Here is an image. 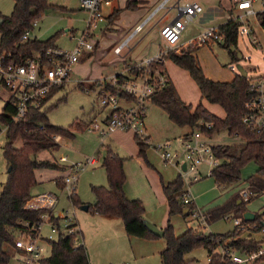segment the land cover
I'll return each instance as SVG.
<instances>
[{
  "label": "rangeland",
  "instance_id": "1",
  "mask_svg": "<svg viewBox=\"0 0 264 264\" xmlns=\"http://www.w3.org/2000/svg\"><path fill=\"white\" fill-rule=\"evenodd\" d=\"M191 1L194 0H185V3ZM14 3V0H0V15L3 17L11 16ZM224 3L229 8L227 19L238 18L240 14L237 12L233 0H224ZM50 5L51 7L42 16L31 34L35 33L40 42H46L58 36L56 42L58 48L62 51H72L75 42L71 41L70 31L74 30L77 33L84 31L86 29L87 14L79 9V0H50ZM255 9L258 13L264 11V8L260 5V0H257ZM219 11L220 13L222 12L221 6ZM174 16L175 11H171L169 17ZM250 22L264 49V30L261 28L257 18H252ZM121 26L118 27L122 29ZM123 26H125V23H123ZM151 29L147 28L135 39L131 40L128 47L119 56L114 53L113 46L111 49H107L110 45L105 47L106 43L104 39L106 37L102 39V33L98 30L94 41H100V50L97 52L96 49L89 60H80L82 62L73 67L71 82L55 94L50 107L43 111H46L49 125L69 130L73 134V138L62 137L63 140L61 144L58 143L59 147L57 149L45 151L38 155L37 159L39 161L57 163L60 169L37 170L36 180L38 183L32 188V194L35 197L51 193L61 198L56 210L61 218H64L67 212H72V214H69V217L74 218L79 223L85 238L83 242L82 240L79 241L78 245H84L87 248L91 264H159L155 256L148 261H141L140 258L145 257L146 254L139 255L138 257L126 233L125 240L121 238L116 239L115 237L112 240H107L105 236L97 234L95 230L92 229L91 231L90 228L96 214L92 211H82L79 206L75 207L69 200V196L60 188L62 187V179L70 174L69 165L85 164L91 158H98V165L88 167L85 171L81 172L76 183V193L82 203L87 205L95 204L96 197L92 191V187H108L107 175L102 168V164L110 151L125 159L124 170L133 195H141V188L138 183L141 167L139 164L140 160L147 167H150V169L162 176L165 182H173L180 178L183 182V192H189L192 199L195 200L194 211H200L208 215L209 212L224 206L226 203L231 202L234 205L232 215L229 213L225 217L212 222L208 221L205 224H201L192 217H186L181 213L172 216L171 225L174 228L176 236H181L189 229L198 230L206 237L211 235L226 236L236 231L235 219L241 216L236 214L237 208H242L245 212L249 210L258 216L264 212V194L259 196L253 194L249 199H246L241 194L243 190L248 191L249 186L247 183L249 178L257 175L258 165L255 162L249 163L242 169L240 183L228 186L217 185L215 178L207 174L211 173L214 168H209L207 164L199 167V171L202 173L201 180L195 181L191 174L183 175L177 167L164 163L154 148L168 142H172L173 147H175L177 140L188 133L185 129L175 126L162 109L151 103L147 104L145 119L147 132L151 137V147L147 150V162L142 158L132 155L137 151V144L132 137L135 135L132 133L113 142L112 139H102L99 134L91 133L85 129L95 119L101 123L108 117L109 111L104 109L99 103V88L103 87L105 82L109 83L112 75L122 72L125 64H131V60L133 62L137 61L136 63L138 64L144 63L155 58L160 50L165 48L166 44L161 38L159 28ZM68 30L69 32H67ZM194 30L195 28L190 25L183 34V42L188 41L191 36L196 35ZM115 32H107L112 42H116V38L120 37H116ZM131 47L133 49H130ZM200 48H188L184 51H190L198 57L204 75L214 82L232 81L236 77V74L239 73L238 66H242L248 72L249 78H255L264 74V54L251 45L247 39L243 41L239 40L238 47L235 50L240 59L238 63H232L228 51L216 43ZM169 54L178 53L177 50H173L169 51ZM114 61L119 64L113 65ZM165 68L171 82L177 88L181 99L191 105L194 111L199 106H202L208 109L212 115L220 119L225 118V111L220 106L213 105L202 97L196 81L186 70L170 60L166 61ZM79 83H82L83 86L80 87ZM100 85L102 86L100 87ZM84 89H88L89 92ZM10 99L11 94L8 91H0V111L10 102ZM6 142V130L2 126L0 127V193L8 181V164L4 157ZM209 144L223 147L227 145H243L244 141L235 136H230L227 130H221L213 134L209 139ZM14 146L17 149H21L23 145L18 140L14 143ZM63 157L67 159L66 164L60 163ZM57 180L60 186L57 185ZM65 224H67L66 221H61L60 233L62 232L66 235ZM119 226L122 227L124 233L122 221L119 222ZM254 226V224H251L250 228L247 227V229L251 230ZM42 235L46 239L51 238L53 242L58 240L59 231L53 232L50 225L46 224ZM243 238H254L262 242L264 241V234L261 232H252V234L244 232ZM155 241H158L157 245H160L162 248L166 247L165 239L160 238ZM263 246L264 242L262 248ZM4 248L11 256L10 264H17L13 248L9 246H5ZM159 250V247L153 249L152 254L158 253ZM135 256L138 259L135 260ZM185 259L186 264H210L208 251L203 247L194 249L186 255ZM254 264H264V253Z\"/></svg>",
  "mask_w": 264,
  "mask_h": 264
},
{
  "label": "trees",
  "instance_id": "2",
  "mask_svg": "<svg viewBox=\"0 0 264 264\" xmlns=\"http://www.w3.org/2000/svg\"><path fill=\"white\" fill-rule=\"evenodd\" d=\"M11 16L0 15V58L4 53L11 54L16 62H23L35 52L49 49H57L55 36L46 42L29 40L22 42L26 31L33 29L36 22H40L42 16L51 7L50 0H14ZM137 4L128 5L127 9H136ZM121 11H115L110 19H114ZM261 28L264 30V11L256 16ZM225 36V44L219 45L226 49L232 63L240 62L235 51L239 43V27L234 20H229L218 26ZM235 48V49H234ZM171 60L179 67L186 70L196 81L201 95L213 105L220 106L225 111V118L220 119L210 113L208 109L199 106L195 111L192 106L185 103L175 86L170 85L151 97L150 103L162 109L169 120L179 127H190L192 130L200 122H207L213 128L207 132L212 137L215 132L227 130L230 136H235L244 141L243 145H227L213 147L214 154L221 160V164L215 168L211 177L215 178L217 185L228 186L240 183L241 171L249 163L258 165L257 175L249 178L248 183L252 193L256 196L264 194V133L258 134L247 127L243 119L247 113L245 104L249 99L248 80L236 74L232 82H214L208 79L200 66L198 58L190 51H182L180 54H168L166 61ZM166 70L165 65H161ZM82 87V85H79ZM46 112V111H45ZM33 111L25 121H14L16 108L11 102L7 103L0 111V124L5 126L7 142L4 146V157L8 164V181L0 193V264H10L11 256L6 252L5 246L14 249L16 232L23 228V224L34 225L41 221V216L47 212L45 209L29 210L27 202L32 197V188L37 184L36 171L39 169H59L57 163L43 162L37 159L38 155L45 151L59 147L56 137L73 138L69 130L56 128L48 124L46 113ZM90 125L86 126L88 130ZM22 142V148L14 146L16 141ZM139 148L138 156L147 160L149 147L140 143L135 136ZM125 159L113 152H109L104 159L102 168L105 170L108 187L93 186L92 191L96 202L89 205V211L96 215L108 216L120 219L123 222L125 232L129 237L146 240H157L159 237L152 234L146 226L145 207L140 200H130L126 197L124 186L126 173L124 170ZM59 186V182L57 180ZM164 193L169 204V220L167 227L163 229L166 247L161 252V264H186V255L196 248L203 247L208 251L210 264H223L220 251L233 249L239 253H255L262 248L263 242L254 238H243L244 232L235 231L226 236H204L198 230L189 229L181 236H176L171 225V217L181 213L191 216L195 204L183 203V182L179 178L171 184L164 185ZM75 207L85 205L77 193L69 197ZM229 202L224 206L214 209L208 214V221L212 222L225 217L234 209ZM188 208V214L184 211ZM245 211L237 208L236 214L243 218ZM52 220L60 225L61 218L53 216ZM264 212L256 215L253 222L256 229L253 233L261 232L264 227ZM249 234H252L249 232ZM75 236H68L62 232L57 241H51L52 254L44 264H90L87 249L84 245H75Z\"/></svg>",
  "mask_w": 264,
  "mask_h": 264
},
{
  "label": "built area",
  "instance_id": "3",
  "mask_svg": "<svg viewBox=\"0 0 264 264\" xmlns=\"http://www.w3.org/2000/svg\"><path fill=\"white\" fill-rule=\"evenodd\" d=\"M116 1L118 0H79L80 9L87 14L86 29L79 34L71 33V40L75 42L72 51L49 49L35 52L31 57L19 63L10 59L11 54L2 55L0 58V91L6 90L11 94L10 102L16 108V115L13 118L15 122L25 121L33 111L43 112L48 109L55 94L71 82L73 67L86 53H91L96 48L94 41L96 32L106 22L105 8L112 6ZM171 1L164 0L125 41L114 49L116 55H121L131 40L143 31L148 22L156 15L165 12V21L159 31L166 44L165 48L160 50L155 58L144 63L125 64L123 72L111 77L109 83H104V86L100 88L98 98L100 105L110 110V113L101 123L94 120L88 128L89 132L99 134L102 139L117 132H130L138 138L140 143L151 147V137L145 123L147 104L150 103L153 95L170 85V78L166 70L161 67L165 65L169 51L177 50L180 54L188 48L202 47L211 43L225 44V36L216 26L206 27L188 41L183 42L184 32L204 12V8L195 1L185 3L178 0L170 9ZM256 2L257 0H233L240 15L231 20H234L239 27L238 39L242 41L247 39L251 45L264 54L261 41L250 22L258 14L255 9ZM260 5L264 8V0H260ZM171 11H175L174 17H169ZM37 25L38 22L34 23L33 29L26 31L22 42L30 40L31 33ZM247 80L249 99L245 104L247 113L243 123L261 134L264 133V74L255 78L248 77ZM79 85L83 86L82 83ZM84 90L89 92L88 89ZM123 101L130 104L123 106ZM2 126L0 124V127ZM212 128L211 123L200 122L190 133L180 137L175 147L172 142H168L154 149L164 163L177 167L183 175L191 174L195 181H199L202 176L199 171L201 165L207 164L209 168L215 169L221 164V160L214 154L213 147L215 146L209 144L211 137L207 135V132ZM58 139L59 137L55 138L56 141ZM60 162L66 164L67 159L63 157ZM97 162V158L94 157L85 164L69 165L70 174L62 179V187H60L62 191L69 197L74 195L80 173L88 167H94ZM212 172L207 174L211 176ZM241 194L246 199L253 195L249 189L248 191L243 190ZM60 199L51 193L37 195L32 199L35 204L30 210L45 209L47 212L41 216L39 223L34 225L25 223L23 228L16 232L14 249L20 256V264H44L45 260L51 257V238H44L42 233L44 226L49 224L53 232L59 231L60 234V225L52 220L54 215L57 216L55 209ZM183 203L185 205L195 204L189 192L184 194ZM69 214L72 212H67L61 221L67 222L65 224L66 235L75 236L74 242L78 245V242L82 240L81 231L76 220L70 218ZM190 217L201 224L208 222V217L200 211L193 210ZM235 225L236 230L242 232L252 233L256 229L255 224L253 229H247V227L250 228L251 223L245 224L241 218L235 219ZM261 233L264 234V227ZM263 253L264 248L255 253L243 254L229 248L220 251L223 264H254Z\"/></svg>",
  "mask_w": 264,
  "mask_h": 264
},
{
  "label": "crops",
  "instance_id": "4",
  "mask_svg": "<svg viewBox=\"0 0 264 264\" xmlns=\"http://www.w3.org/2000/svg\"><path fill=\"white\" fill-rule=\"evenodd\" d=\"M163 1L164 0H128V1L118 0V1L114 2L112 6L106 7L104 10V13L106 16V22L103 24V26L99 30L102 33L101 34L102 39L104 37H106V39H104V42L106 43L105 47L110 45L107 49H111L112 46H113V49H115L117 46H119L120 43L125 41L128 38V36L134 32L136 27L141 25ZM180 1L185 2V0H180ZM188 1H190V0H188ZM194 1L198 2L204 8V12L195 19L194 23L191 24L192 27L195 28V30H194L196 32L195 34H198L200 31H202L206 27H210V26L218 27L221 24H224L230 20V18L227 19L229 8H228V6H225L226 3H224V0H194ZM177 2H178V0H172L169 3V8L172 9ZM132 4H134V5L137 4V6H136L137 8L133 9V10L127 9V6L132 5ZM220 6L222 8L221 13L219 11ZM79 9H80V6H79ZM115 11H121V12H120V14H118V16H116L114 19L111 20L110 17L113 15V13ZM225 16H226V18H225ZM86 19H87V15H86ZM154 21H155V23H153ZM164 21H165V12H162V13L156 15L150 22H148L147 25L144 27L142 32H144L147 28L148 29L152 28L151 30H153L155 28H159V31H160L161 25L164 23ZM123 23H125V26H123ZM118 26H121L122 29L119 28ZM108 31H116L114 33L116 35V37L120 36L119 38H116V42H112V40L110 39L111 37H109L107 35ZM67 32H69V30ZM70 32L72 34H79L74 30H71ZM141 33H139V34H141ZM138 35H136L134 37V39ZM30 39L39 41L38 37L35 36V33L31 34ZM208 45H210V44H208ZM203 47L204 46H202L201 48H203ZM100 48H101L100 41H96L95 50L97 49V52H98L100 50ZM57 49H59L58 46H57ZM130 49H133V47H131ZM95 50L91 53H86L81 58V60L82 61L83 60L84 61L89 60L92 57ZM192 54H193V56H195L194 53H192ZM95 59H96V57H95ZM82 61H80V62H82ZM116 61H117V59H116ZM116 61L113 62V65L119 64V63H116ZM130 62H131V64H137L136 63L137 61L133 62L131 60ZM122 63L125 64L126 62H122ZM123 69H125V67ZM113 76L114 75H112L111 77H113ZM232 81H227V83L232 82ZM100 87H101V85H100ZM122 104H123V106H128L130 103L123 101ZM216 106H218V105H216ZM108 111L110 113V110H108ZM109 113H108V115H109ZM95 120H97V119H95ZM177 127H179V126H177ZM179 128L185 129V131H187V133H190L192 130L190 127H179ZM129 133L130 132H125V133L124 132L123 133L117 132L115 134H112L110 137H108V139H112L113 142H116V141L120 140L121 137L127 136V134H129ZM132 137H133V140L135 141V143L137 144V142L135 140V136H132ZM59 139L60 140L57 143L61 144L63 139H62V137H59ZM138 154H139V148L137 145V151H135L134 154H132V155H134V157H136V156L139 157ZM97 160H98V158H97ZM139 164L141 167H140V175H139L138 183H139L140 188H141V195L140 194H139L140 196L139 195H133V193L130 190V186L128 184V178H127L126 184L124 186L126 197L130 200H140L144 204V207L146 210L145 211V219H147L146 221L154 224L155 226H157L158 228L163 230L164 228L167 227L168 220H169V204H168V199L164 193L163 187H164V185L171 184L174 181L173 182L172 181L165 182L162 176H160L154 170L150 169V167H147L142 161L139 160ZM96 165H98V162ZM59 169H60V166H59ZM64 169H66V168H64ZM126 177H127V174H126ZM247 185L249 186V183H247ZM248 189L251 190L250 187ZM32 197L34 198L33 194H32ZM32 199L29 202H27V204H26V208L29 210L32 209V205L35 204ZM56 209H55V214L59 218H61L60 214L57 212ZM252 213H254V212H252ZM230 214L232 215L233 212H231ZM94 216H95V218L93 219L92 227L90 228L91 231H92V229L95 230L97 232V234H99V235L101 234V235L105 236L107 238V240H112L114 237L116 239L121 238V239L125 240L124 238H126L125 237L126 232L123 233L122 227L119 226V222H121L120 219L112 218V217H108V216H101V215H94ZM206 216L209 217L208 215H206ZM237 219H239V218H237ZM78 227L80 229L79 223H78ZM80 231H81V229H80ZM124 231H125V229H124ZM81 235H82V240L84 241L85 238H84L82 231H81ZM127 237L129 238L130 242L132 243L135 252H137L138 257H139V255L146 254L145 257L140 258L141 261H144V260L148 261L149 259H151L155 256L157 258V260L159 261V264H161L160 254L165 249V247L162 248L160 245H157L158 241L146 240V239H141V238L138 239L136 237H129V236H127ZM157 247H159V249H160L159 252L152 254L153 249H156ZM13 250H14V254L16 256L17 264H20L19 263L20 256L17 253V251H15V249H13ZM88 257H89V254H88ZM138 257L135 256V260L138 259ZM89 260H90V258H89ZM133 261H134V259H133ZM90 264H91V262H90Z\"/></svg>",
  "mask_w": 264,
  "mask_h": 264
},
{
  "label": "water",
  "instance_id": "5",
  "mask_svg": "<svg viewBox=\"0 0 264 264\" xmlns=\"http://www.w3.org/2000/svg\"><path fill=\"white\" fill-rule=\"evenodd\" d=\"M238 71H239V75L244 78V79H248V72L242 67V66H238ZM184 170L186 169V167L184 166L183 168ZM80 210L88 212L89 211V205H82L80 206ZM189 210L186 209L184 211V214H188ZM256 215L250 211H247L243 214V220H245L246 222H253L255 220ZM146 226L149 229V231L154 234L155 236L159 237V238H163V236L165 235V232L158 228L157 226H155L154 224L146 221ZM264 248V246H263Z\"/></svg>",
  "mask_w": 264,
  "mask_h": 264
}]
</instances>
